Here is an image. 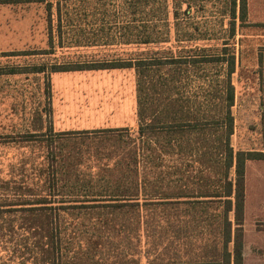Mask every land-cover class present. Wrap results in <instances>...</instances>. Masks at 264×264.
I'll return each instance as SVG.
<instances>
[{
    "label": "trees",
    "instance_id": "obj_1",
    "mask_svg": "<svg viewBox=\"0 0 264 264\" xmlns=\"http://www.w3.org/2000/svg\"><path fill=\"white\" fill-rule=\"evenodd\" d=\"M42 1L48 25L52 2ZM124 1L131 10L124 28L141 37L138 45L109 59L57 61L37 72L132 69L136 123L22 135L46 150L32 185H16L20 192L8 203L18 212L17 224L7 227L17 264H243L246 164L264 160V149L230 142L232 38L236 21L245 22L247 0H227V38L177 47L150 46L152 34L132 23L147 0Z\"/></svg>",
    "mask_w": 264,
    "mask_h": 264
},
{
    "label": "rangeland",
    "instance_id": "obj_2",
    "mask_svg": "<svg viewBox=\"0 0 264 264\" xmlns=\"http://www.w3.org/2000/svg\"><path fill=\"white\" fill-rule=\"evenodd\" d=\"M0 1H4L0 3V203L3 204L17 198L20 191L16 185H32L30 174L37 170L38 157L41 159L42 151L46 150L36 137L24 140L25 133H40L49 127L75 132L136 123L132 69L48 74L37 72L38 67L57 61L116 57L118 50L138 45L141 37L135 33L130 36L124 28L131 18L130 7L124 0H57L59 14L55 0H51L48 25L45 1ZM188 2L191 6L185 12ZM247 4L245 22L238 25L236 21L232 38L236 71L232 75L235 101L231 107L234 129L230 142L234 148L264 149V0H247ZM226 5L227 0H147L132 15L136 20L132 23L141 27L139 31L152 34L150 46L157 42L186 46L200 38L221 40L228 37ZM49 47H54L53 53H39ZM188 95L193 96L189 92ZM57 146V142L51 145ZM11 163L13 171H5ZM23 176H27L25 180L21 179ZM245 183L252 204L260 203L253 216L261 218L264 160L246 164ZM246 220L242 238L250 240L245 244L247 264H264V223ZM1 223L0 236L10 237L9 221ZM7 246L12 249L13 244ZM0 255L1 263L9 257L6 263L13 264L12 252Z\"/></svg>",
    "mask_w": 264,
    "mask_h": 264
},
{
    "label": "crops",
    "instance_id": "obj_3",
    "mask_svg": "<svg viewBox=\"0 0 264 264\" xmlns=\"http://www.w3.org/2000/svg\"><path fill=\"white\" fill-rule=\"evenodd\" d=\"M1 2H4V1H0V3ZM7 73H9V72H7ZM14 73H16V72H12V74H14ZM10 202L11 201H9L7 203H3V204L0 203V228H2V223L1 222L9 221V226H15L17 224V222H18V221L15 220L16 216L18 215V212L13 210L14 206L8 204ZM259 204H260L259 202H255V204L253 205L252 204V199L251 198L249 199L248 195H246V198H245V216H246L247 213H248V216L245 217V220L248 219V221H251L253 219H256V216H253L252 212L257 207H259ZM5 213H6V215H4ZM259 214H261V218H259V220L264 221V211L263 212L262 211L259 212ZM11 222L12 223L14 222V223L10 225ZM244 236H245V234H244ZM244 240H245V243L250 241V240H247V239H244ZM10 243L13 244L12 249H10L7 246V244H10ZM15 249H16V238L15 237H9V236H3V235L0 236V252H1V254L3 253L4 256H6L7 253H11L12 252V259L11 260L13 261V264H17V253L15 252L16 251ZM0 257H1V255H0ZM8 260H10V258L6 257L3 260V263H1V260H0V264H7L6 262ZM243 264H247L246 255H245V258L243 260Z\"/></svg>",
    "mask_w": 264,
    "mask_h": 264
}]
</instances>
